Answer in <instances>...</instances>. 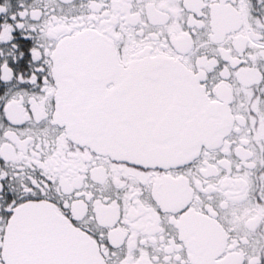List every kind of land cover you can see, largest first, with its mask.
Segmentation results:
<instances>
[{
	"label": "snow or ice",
	"instance_id": "snow-or-ice-1",
	"mask_svg": "<svg viewBox=\"0 0 264 264\" xmlns=\"http://www.w3.org/2000/svg\"><path fill=\"white\" fill-rule=\"evenodd\" d=\"M0 264H264V0H0Z\"/></svg>",
	"mask_w": 264,
	"mask_h": 264
}]
</instances>
